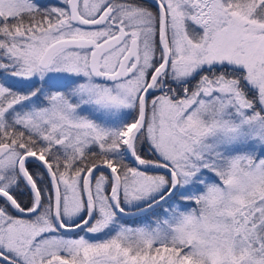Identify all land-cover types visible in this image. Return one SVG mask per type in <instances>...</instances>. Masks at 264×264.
I'll use <instances>...</instances> for the list:
<instances>
[{
  "label": "snow or ice",
  "instance_id": "1",
  "mask_svg": "<svg viewBox=\"0 0 264 264\" xmlns=\"http://www.w3.org/2000/svg\"><path fill=\"white\" fill-rule=\"evenodd\" d=\"M0 264H264V0H0Z\"/></svg>",
  "mask_w": 264,
  "mask_h": 264
}]
</instances>
